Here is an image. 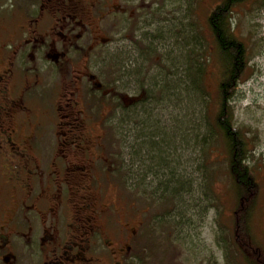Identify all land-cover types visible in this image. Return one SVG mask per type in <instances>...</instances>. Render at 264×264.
<instances>
[{
	"label": "rangeland",
	"instance_id": "374dc122",
	"mask_svg": "<svg viewBox=\"0 0 264 264\" xmlns=\"http://www.w3.org/2000/svg\"><path fill=\"white\" fill-rule=\"evenodd\" d=\"M220 1L134 0L133 13L118 15L116 34L110 36L116 45L108 51L117 49L113 59L123 76L117 103L129 95L144 100L142 81L150 96L145 109L139 107L140 113L147 110L145 117L138 111L137 121H119L125 109L116 108L100 129L114 140V171L119 159V170L130 177L123 181L122 176L119 185L112 175L98 190L116 205L109 216L136 231L124 260L132 264H251L244 253L256 259L259 249L264 255V0L235 8V33L251 55L230 102L234 127L253 142L248 162L257 189L247 212L235 199L224 144L213 127L220 72L206 18ZM191 44L196 51L189 58ZM196 57L205 65L202 75L193 68ZM138 121L140 129L134 126ZM148 140H166L169 146L150 151ZM116 228L105 226L106 235L125 242L115 238Z\"/></svg>",
	"mask_w": 264,
	"mask_h": 264
},
{
	"label": "flooded vegetation",
	"instance_id": "af4514ba",
	"mask_svg": "<svg viewBox=\"0 0 264 264\" xmlns=\"http://www.w3.org/2000/svg\"><path fill=\"white\" fill-rule=\"evenodd\" d=\"M133 3L0 0V264H132L136 231L98 186L117 180L100 129L123 77L110 36Z\"/></svg>",
	"mask_w": 264,
	"mask_h": 264
},
{
	"label": "trees",
	"instance_id": "16d2710c",
	"mask_svg": "<svg viewBox=\"0 0 264 264\" xmlns=\"http://www.w3.org/2000/svg\"><path fill=\"white\" fill-rule=\"evenodd\" d=\"M244 1L246 0H221L209 12L206 18V23L210 35L213 38L214 53L220 72V76H217L219 95L217 98V109L213 119V127L220 134V139L224 144L223 152L227 157V171L233 183L235 199L238 201V206H241L240 210H244L245 212H247L249 205L251 204L248 200L253 196V194H255L257 189V183L255 182L252 167L248 162V156L251 152L250 144H253V142L251 138L246 136V134L234 127L233 110L230 104L231 100L233 99V94L236 92V87L240 83L244 71H246L245 69L248 60L251 58L250 47H248L245 42L241 41L235 33V14L237 13L235 8ZM192 46V44L188 46L187 56L189 58L191 54L195 53L196 51V49L194 47L192 48ZM198 56L199 52L197 51V57ZM197 57L192 62L193 68L196 69L195 73L199 75L201 72L202 75V70L205 65H202ZM109 63H111L110 65L117 64V59H113V57L110 56ZM119 68L120 65H118V71ZM138 73H140V70L138 71ZM194 83L195 82H193V86ZM141 87L143 88V90L140 93L144 95L143 99L146 100V97L150 98L149 90L145 91L143 87V81ZM193 88H195V86ZM187 91L188 90L186 88V92ZM129 98L130 97H128V100ZM144 100L140 101V103L138 101H131L126 104L118 102V108L121 109L123 107L125 109V111L121 110L120 118L122 119H120L119 121H137V118L134 117L137 116L138 111L140 113L139 107L143 106V109H145V105L149 101ZM143 109L140 113L141 117H145L147 115V110L143 111ZM134 126L135 128L140 129L139 121L134 123ZM121 135V132H119V136ZM163 145H165L166 148H168L169 146L166 140L160 142L159 144H155L154 141L148 140L145 144L146 147H150V151H155V149H157L158 152H161L163 150ZM137 153L138 151H136L135 154ZM160 162L161 159L160 161H157L155 163L158 164ZM126 171L127 170H124V172H122L119 170L118 159L117 170H115V173H117L116 178H120L117 179V183L119 185H122L123 181L130 179L129 173L127 174L128 171ZM154 174L158 176V174ZM122 176H124V179L122 178ZM128 186L129 185H127V187ZM144 192L145 191H142L141 193L142 197H145ZM246 202L247 206H245ZM144 229L146 230V228ZM145 230H143L142 233H144ZM236 244L241 251V249H243L241 247V242L238 241V243ZM244 254L247 258V261H254L251 264H256L257 262H261V264H264V255L259 249H257L256 259L253 257H251L250 259L249 256L246 255V253Z\"/></svg>",
	"mask_w": 264,
	"mask_h": 264
}]
</instances>
